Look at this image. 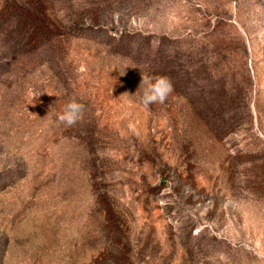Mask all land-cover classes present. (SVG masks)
Listing matches in <instances>:
<instances>
[{
    "label": "rangeland",
    "instance_id": "374dc122",
    "mask_svg": "<svg viewBox=\"0 0 264 264\" xmlns=\"http://www.w3.org/2000/svg\"><path fill=\"white\" fill-rule=\"evenodd\" d=\"M0 264H264V0H0Z\"/></svg>",
    "mask_w": 264,
    "mask_h": 264
},
{
    "label": "clouds",
    "instance_id": "9594fccd",
    "mask_svg": "<svg viewBox=\"0 0 264 264\" xmlns=\"http://www.w3.org/2000/svg\"><path fill=\"white\" fill-rule=\"evenodd\" d=\"M147 85L141 103L147 107L150 104H163L173 91V85L167 76H157L153 80L150 77L142 75L140 86ZM40 95V94H39ZM39 95H35L37 97ZM122 95H129L127 92ZM83 118V105L75 99L70 100L65 105L64 112L59 115L58 120L68 127L73 126Z\"/></svg>",
    "mask_w": 264,
    "mask_h": 264
}]
</instances>
